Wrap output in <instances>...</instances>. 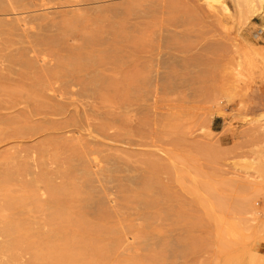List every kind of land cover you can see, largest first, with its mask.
<instances>
[{
  "label": "rangeland",
  "instance_id": "rangeland-1",
  "mask_svg": "<svg viewBox=\"0 0 264 264\" xmlns=\"http://www.w3.org/2000/svg\"><path fill=\"white\" fill-rule=\"evenodd\" d=\"M23 6L52 47L0 124V264H264V3ZM67 70L120 78L124 132L44 113Z\"/></svg>",
  "mask_w": 264,
  "mask_h": 264
},
{
  "label": "bare ground",
  "instance_id": "bare-ground-1",
  "mask_svg": "<svg viewBox=\"0 0 264 264\" xmlns=\"http://www.w3.org/2000/svg\"><path fill=\"white\" fill-rule=\"evenodd\" d=\"M260 1L264 3V0ZM3 2H0V11L3 12V10H1V7H3L7 10H4L5 12H10L9 15L12 12L15 14L14 19H11V16L7 18L8 16L6 17L5 14L8 15V13L5 12L3 13L5 16L0 17L4 18L0 19V124L6 126L9 123V114L11 112L14 110H26V108L21 106L25 104L26 101L19 98L17 99L14 94H19L17 97H23V94H26L28 91V83L32 84V82L35 81V77L31 76V74H36V71L33 69V66L29 64L30 61L27 54L28 47L37 54L38 52H44L45 49L47 50L52 46L50 45V41H46L44 37H42L46 35V33H43V28L48 24L46 21H43L45 19H42V21L39 20L40 23L38 21L39 25H37V29L35 26L29 24L32 22L27 19L28 16L25 15V13H20L22 8H25L24 6L22 7V5H25V0H3ZM19 9L20 11H18ZM0 16H2V14ZM38 18L41 19L40 17ZM14 37H18L19 40ZM19 41L22 44L21 46L19 45ZM13 42L16 44L18 43L17 45L19 46L13 47ZM89 65L94 67L93 63ZM99 70H101V67H96L95 73L99 74ZM49 79L51 80L49 81ZM49 79L48 89L54 94H58L56 100L57 104L44 111V113H49L51 116L65 115L66 111L74 106V110L79 114L82 122V125L78 124L80 127L92 128L101 133L116 137L119 133L124 132L120 112L121 105L115 103L118 105L114 107L115 105L113 106L110 104V102L114 103L122 97L121 80L118 76L113 78L104 77V79H97L96 77L86 79L85 76H80L79 73L67 70L62 78H58L55 72H52ZM60 79H64L65 86L58 87L54 85L58 83ZM78 81L80 82L77 83ZM76 85L80 87L77 91L74 90ZM80 90H83V96L92 98L91 102L88 104L85 103L86 105L82 107L83 116L78 109L79 105L75 101L76 99L73 98L78 95ZM107 102H109V108L111 110L107 108ZM110 105H112L113 108ZM141 123H139V125ZM138 129H143V126H139ZM3 130L5 129H0V131Z\"/></svg>",
  "mask_w": 264,
  "mask_h": 264
}]
</instances>
